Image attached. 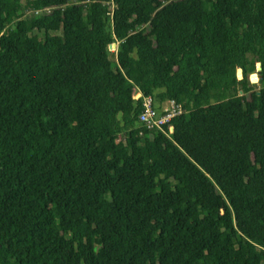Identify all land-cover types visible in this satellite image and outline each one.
<instances>
[{
	"label": "trees",
	"instance_id": "trees-1",
	"mask_svg": "<svg viewBox=\"0 0 264 264\" xmlns=\"http://www.w3.org/2000/svg\"><path fill=\"white\" fill-rule=\"evenodd\" d=\"M0 264H264V0H0Z\"/></svg>",
	"mask_w": 264,
	"mask_h": 264
},
{
	"label": "built area",
	"instance_id": "built-area-1",
	"mask_svg": "<svg viewBox=\"0 0 264 264\" xmlns=\"http://www.w3.org/2000/svg\"><path fill=\"white\" fill-rule=\"evenodd\" d=\"M140 96L141 94L137 93L134 98L137 99ZM141 100V112L138 115V122L146 129L160 130L167 135L168 132L164 130V127L168 126L173 118L183 113L181 105L175 100L166 101L160 108L151 96H141ZM168 130L171 131L169 126ZM118 140L120 141L121 138Z\"/></svg>",
	"mask_w": 264,
	"mask_h": 264
},
{
	"label": "water",
	"instance_id": "water-1",
	"mask_svg": "<svg viewBox=\"0 0 264 264\" xmlns=\"http://www.w3.org/2000/svg\"><path fill=\"white\" fill-rule=\"evenodd\" d=\"M115 48H116V45H115V44H111V45H110V49H111V50H114ZM257 66H258L257 69H258V71H259V70H260V64L258 63ZM251 81H252V82H255V81L258 82V81H259L258 76H257L256 74H252V75H251Z\"/></svg>",
	"mask_w": 264,
	"mask_h": 264
},
{
	"label": "rangeland",
	"instance_id": "rangeland-1",
	"mask_svg": "<svg viewBox=\"0 0 264 264\" xmlns=\"http://www.w3.org/2000/svg\"><path fill=\"white\" fill-rule=\"evenodd\" d=\"M251 83H254V84H255V86H256V83H257V81H255V82H252V81H251ZM256 87H257V86H256Z\"/></svg>",
	"mask_w": 264,
	"mask_h": 264
}]
</instances>
